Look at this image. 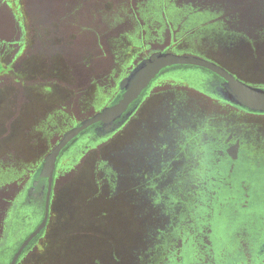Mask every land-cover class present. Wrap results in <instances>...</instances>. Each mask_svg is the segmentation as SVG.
I'll list each match as a JSON object with an SVG mask.
<instances>
[{
    "label": "flooded vegetation",
    "instance_id": "obj_1",
    "mask_svg": "<svg viewBox=\"0 0 264 264\" xmlns=\"http://www.w3.org/2000/svg\"><path fill=\"white\" fill-rule=\"evenodd\" d=\"M20 2L0 0V74L20 54H63L55 71L69 83L75 70L83 91L74 110L53 80L42 100L23 90L0 140V264L17 253L14 264L35 262L48 243L59 245L53 263L198 264L201 230L212 264H264V113L226 100L224 79L206 70L161 73L113 130L93 124L66 144L50 184L37 179L65 135L118 101L120 82L153 53L194 56L264 90V15L250 17L264 0H58L42 11L38 1L32 15ZM14 93L3 119L15 115Z\"/></svg>",
    "mask_w": 264,
    "mask_h": 264
},
{
    "label": "water",
    "instance_id": "obj_2",
    "mask_svg": "<svg viewBox=\"0 0 264 264\" xmlns=\"http://www.w3.org/2000/svg\"><path fill=\"white\" fill-rule=\"evenodd\" d=\"M185 67L199 68L218 75L225 81L222 95L226 100L249 111L264 113L263 89L249 87L235 80L218 66L203 59L189 55L156 52L137 64L128 77L120 82L119 88L124 90V93L118 101L104 108L91 119L77 125L65 135L59 145L55 147L42 162L37 172V179L47 178L50 184L55 173L56 160L60 152L75 136L80 135L85 128L99 123L103 125L105 132H110L115 128V122L119 119L121 114L138 98L149 84L157 78V76L169 70ZM35 184L36 182L34 185ZM44 222L45 218L31 236H34L41 230ZM18 255L19 253L14 256L10 264H14Z\"/></svg>",
    "mask_w": 264,
    "mask_h": 264
},
{
    "label": "rangeland",
    "instance_id": "obj_3",
    "mask_svg": "<svg viewBox=\"0 0 264 264\" xmlns=\"http://www.w3.org/2000/svg\"><path fill=\"white\" fill-rule=\"evenodd\" d=\"M34 1H35V3L32 4V0H21L20 3L22 4V8H21L22 11L25 10L28 13L31 12L30 15H32V13L35 12V8H36V5L38 4V1H41L42 7L39 8L40 11L45 10V9L47 10V8L49 6H53L58 2V0H34ZM97 1L98 0H90V3L97 5ZM101 1H104L105 3L112 5V6H114L116 4V0H101ZM42 2H44V3H42ZM96 10H97L96 6H95V8H93L92 6L90 7V14H91L90 20H91V22H93L92 18H95L94 15L96 14V12H95ZM4 15H5V13H4V11L2 12V9H1V11H0V39L5 38V36L3 37V35L1 33L4 34V33H8V31H9V27L7 24L8 20ZM8 37H9V39H18V35H17L16 31L13 32V30H12V32H10V36H8ZM23 42L26 44L28 43L26 38H24ZM35 44L33 42L31 44V46L33 45L32 47H34ZM33 50H35V49H33ZM21 58H23V60H20ZM38 58L36 60V59H34L33 56H30L29 54H27V55L20 54V56H18L12 62L13 64L11 63V66H12L11 69L13 71L10 73L8 78H5L3 74H0V140H2L3 132L5 131L6 126L8 125V123H11L13 121L12 117H15L17 112H18L17 111L18 105L23 100V92H24L23 90L28 91V96L35 97V98L38 97L42 100L44 95L48 94V92H46L47 89L45 88V85H48V83L53 80L56 83L58 82L57 85L61 89H64L67 93L70 94V96L73 97L71 99L72 105L70 108H74V110L77 108L75 106V104H76L75 101L78 98V96L80 95L81 91H83L82 90L83 84H82L81 80L74 74L73 71H75V70L72 71L73 77H70V79H72V81L69 83H67L66 79L63 77L64 71H62V70H60V71L57 70V72L55 71V65L54 64L55 63H58V64H64L65 63L66 64L67 63L66 62V60H67L66 56L63 54L59 55V54L47 53L46 55L39 56ZM78 59H79V56H78ZM40 60H42V63H39ZM0 61H1V59H0ZM20 61H22V62H20ZM1 62H3V61H1ZM38 63H39V65H38ZM47 64H49L48 68H46ZM79 64H80V66L79 67L77 66L76 68L82 67V65H81L82 63L79 62ZM2 66H4V64ZM0 72H1V66H0ZM84 73H85V71H84ZM81 78H83V77H81ZM17 80L20 81V83H17L16 82ZM67 81H69V80H67ZM80 85L82 86V89L79 92H76L75 89L77 87H79ZM8 89H13L15 91V93H14L15 97L14 96L10 97L11 101H13V99H14L13 102L15 103V105L13 106L12 110L15 111V115L10 116L8 119H3L2 115H3L4 110H5V105H6L7 96H8L7 95ZM10 96H11V94H10ZM67 102H65V100H63L61 102H58L57 104L63 105V104H67ZM69 111H71V110L69 109ZM79 191H81V190H79ZM51 218H52L51 224L54 226V224L57 222V220L60 219V216H58L57 213L53 210ZM62 219L65 220V217L62 216ZM58 248H59L58 243H48L36 255V261L28 263V264H61L58 262L53 263V261L51 260L52 255L54 254V252L57 251ZM222 264H225V263L223 262Z\"/></svg>",
    "mask_w": 264,
    "mask_h": 264
},
{
    "label": "trees",
    "instance_id": "obj_4",
    "mask_svg": "<svg viewBox=\"0 0 264 264\" xmlns=\"http://www.w3.org/2000/svg\"><path fill=\"white\" fill-rule=\"evenodd\" d=\"M121 1H124V0H121ZM130 1H133V0H130ZM251 9H253V10H251L250 17L256 16V15H262V16L264 15V8L258 9L256 7H253ZM231 15H233V14H231ZM81 89H82V86L80 85L79 87H77L75 89V91L79 92ZM240 237H242V236L240 235ZM197 239L200 241V245L196 249L197 253H198V251H200V255L197 254V259H198V256L200 259L197 263L198 264H212L211 260L213 259V255L211 254V248L208 245L209 238H208L207 232L205 230H201L198 234ZM195 254H196V252L194 253V255ZM256 256L258 257L257 260H259V255L256 254ZM224 263L228 264V262H224Z\"/></svg>",
    "mask_w": 264,
    "mask_h": 264
}]
</instances>
